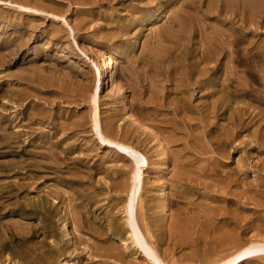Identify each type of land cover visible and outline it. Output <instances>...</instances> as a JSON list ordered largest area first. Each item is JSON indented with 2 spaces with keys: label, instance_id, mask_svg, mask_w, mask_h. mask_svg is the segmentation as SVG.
I'll return each instance as SVG.
<instances>
[{
  "label": "rangeland",
  "instance_id": "obj_1",
  "mask_svg": "<svg viewBox=\"0 0 264 264\" xmlns=\"http://www.w3.org/2000/svg\"><path fill=\"white\" fill-rule=\"evenodd\" d=\"M5 1L16 2V0ZM19 1L22 4H26L29 0ZM19 1L17 0V3H20ZM36 1L37 0H30L27 5L37 3L36 8H45L43 12L42 10L38 13L21 11L16 5L7 2L5 3L6 6L0 4L2 5L0 6V15L2 14L0 17H3L0 18V33L2 34H0V40L4 38L0 41V52L4 48L2 53H6L5 56L4 54L0 55V131H2L0 132V210L2 209L0 212V224H2L0 225V255L3 254V256H0V260L4 257V259L0 261V264H4L5 262V264H16L18 262V264H49V262L50 264H155L154 262H156V260L166 264H174V262L175 264H217L221 259L227 257V253H232L237 250L235 248L238 247L237 244H242L239 246L246 245L248 239H250V243L260 241L259 239L263 240L264 237L261 238L258 237V235H264L262 234L264 233V227H262L264 226V13L262 14V11L264 12V10H261L264 9V0H229V2L227 0H110L111 2L109 0H89V3L87 2L88 0ZM53 1H56V3ZM183 1L185 2L183 3ZM226 1L227 3H225ZM62 2L64 4H62ZM80 2H82V4ZM45 3H47V6ZM50 3L52 4L48 7ZM35 4L33 7H35ZM8 5H11L12 8L11 6L8 7ZM217 5L221 6V10L219 9L217 11L219 8ZM17 8L20 9V12ZM3 10L4 12H2ZM181 11L184 12V14ZM9 13L10 15H8ZM24 13L25 16H23ZM44 13L48 16L46 14L45 16ZM54 13L58 17L53 16ZM248 13L251 14L250 16H253L248 18ZM41 14L43 16H41ZM173 16L175 19L177 17L178 20H175ZM186 16L189 17L187 18ZM243 16L244 18H242ZM181 17L184 18L181 19ZM7 18L8 21H6ZM231 18H233V20ZM21 20H23V23H21ZM170 20H172L173 24ZM248 20L251 22H248ZM34 21H37L39 24ZM247 22L249 24L252 23L250 24L251 29ZM74 23L75 26L73 25ZM202 24L204 25L202 26ZM35 25L38 27L36 28ZM70 25L74 30H78L79 33L78 31L72 33L70 31ZM244 25L248 28L246 27L245 29ZM56 31H58V33ZM220 31L221 33L223 32V34H221ZM22 32H25V35ZM225 32L227 33V37H224L226 36ZM215 33L221 35L219 36ZM211 34H213L214 37ZM231 34H233L232 37L235 39L230 37ZM23 36H25V38ZM228 36L230 37L229 39H227ZM220 39L224 40L220 42ZM24 41L26 45L23 44L24 47H21ZM219 43H221V45ZM12 46H14V49H12ZM213 46L215 48H213ZM209 47H211V49H208ZM15 48H17L16 51ZM217 48L219 52L216 51ZM220 48L224 50L226 48L227 50L224 51ZM7 51H11L9 52L11 55L7 53ZM209 52L214 55H210ZM107 56L114 57L116 60L115 68L114 72H111L107 77L106 83L104 82L100 86V67ZM206 56H208L209 59ZM215 57H217L216 60ZM31 93L34 94L32 95ZM122 94L124 95L122 96ZM31 95L34 96V98ZM27 97L29 98L27 99ZM40 97H44V100ZM21 98L24 99L23 103ZM122 98L125 99V104L120 102ZM96 99L97 101H94ZM36 100H39L40 103ZM259 100H262V104ZM258 103H260V105ZM45 107L46 112L48 111L47 113L49 114H46ZM47 108L49 110H47ZM241 111L244 112L243 115ZM34 112L37 113L35 114ZM258 112L261 114H257ZM231 113L232 117H230ZM95 114H97L100 119L102 130L106 133L105 135L109 136L110 139L116 140L117 138V141L122 140L121 142L132 146L135 145V147L149 160L148 167L139 164L140 167H142L143 187L138 194L137 201H135V207L139 216L138 217L136 214L137 219H140L138 220V224H141L139 226L142 227L141 230L147 239L148 247L150 245L151 249H153L152 252L150 247L140 249L135 244L133 246L131 242L133 238L130 233L131 228L129 226V213L127 209L129 206V190L133 184L132 174H134L138 165L130 160L131 157H129V155H127L128 159L119 154L117 152V147L105 145L103 142L99 141L100 139L95 135L93 129ZM31 115H34L37 120ZM238 116L240 117L237 118ZM46 117H49V119ZM72 120L76 123L72 122ZM47 122L49 124H47ZM69 124L70 126L73 125V128L77 130L70 128ZM64 125L67 128H65ZM32 129L35 131L33 132ZM106 129L109 131H105ZM116 129L117 132L115 131ZM19 130H22L21 132L24 135L20 133ZM124 133L127 134L125 135ZM232 133H234V136H232ZM259 133L260 135H258ZM30 134L32 136H29ZM227 134H229L228 137L226 136ZM254 134H256L258 138L256 135L254 136ZM122 137L124 139H122ZM23 138H26V141ZM56 138L57 140L55 141ZM39 140L40 142H38ZM61 143H63L62 146ZM258 143L260 145L257 146ZM253 145L257 147L255 148ZM52 146L56 148L53 149L54 147ZM260 146L263 147L260 149ZM79 150H82L83 153ZM27 151L30 152V154L26 153ZM54 154L57 155L55 156ZM43 155L45 156L43 157ZM14 158L22 159L19 160L20 166H17L18 160ZM38 158L40 160H37ZM51 158L52 160H48ZM67 159L68 161H66ZM259 159L261 160L259 161ZM44 162H46V164ZM60 162L67 163V166L65 164H60ZM44 166L47 167V169H45ZM79 167L81 168L80 171ZM193 167H195V169ZM193 169L195 171H193ZM73 171H79V173L75 172L76 175L74 176ZM78 174L81 179L78 178ZM82 174L87 176H85L86 179H84L85 177L83 178ZM66 175H68L67 178ZM120 175L124 180L121 179ZM236 175H239V177H236ZM76 176L77 178H75ZM116 176L117 179H115ZM240 177L241 180L239 181ZM193 178L197 180L193 181ZM15 180H19L17 181L19 184ZM83 181H85V183ZM220 183L224 186H228L225 188ZM253 183L254 185H252ZM109 185L112 188H110ZM229 185L230 189H232L231 192L230 189H228ZM27 187L29 189H27ZM57 187L63 195L60 193L58 194L59 191ZM248 187H253L254 189ZM49 189L51 196H49V193H46V191L49 192ZM247 189H249V191ZM51 190L56 191L54 193L57 194L53 195V191ZM71 190L73 191L71 192ZM16 191L19 193L18 195ZM240 192L244 197L243 195L241 196ZM27 194L30 196H26ZM247 195L249 196L247 197ZM76 197L79 198L77 199ZM164 197L168 204L167 207H165L164 204ZM237 197L240 198L238 199ZM26 198H30V200ZM10 199H13L16 203H12ZM243 201H245V203ZM4 202L6 206L3 205ZM80 202L83 204L81 205ZM29 203L32 204L29 205ZM223 204L226 205L224 206ZM253 204L255 205L253 206ZM4 206L5 208H9L5 209ZM50 206L51 208H48ZM74 206L78 207L75 208ZM223 206L226 209L222 208ZM242 207L243 209H241ZM18 209H20V211ZM74 209L75 212H73ZM222 211L226 212L224 213ZM230 211L233 213L234 211L235 213L239 212L237 215H234L231 214ZM245 212L249 214V217ZM76 214L79 215L77 216L78 218L75 217ZM86 214L89 216L87 217ZM95 214L97 215L95 216ZM25 215L28 216L26 217ZM239 215H242V218L246 219V221ZM217 216H219V220ZM235 216H239V220L238 217ZM95 217H97L96 220ZM99 217L103 220L101 219V221ZM110 217L112 219H110ZM206 217L207 219H205ZM212 217L216 218L213 219ZM57 219L59 222L56 221ZM105 219H110V223L114 219V222L109 224L108 220ZM211 219H213L212 221L215 220V223L211 222ZM216 220L220 223L216 222ZM15 221L22 222L20 225L18 222L17 225ZM74 221L77 222V224H75ZM93 221L95 224L92 223ZM243 222H245V224ZM174 223L176 225L178 223L177 227ZM15 226L17 227L16 229L14 228ZM89 226L94 227L95 230L93 231L92 229L94 228L91 227L90 230ZM104 226L106 228H104ZM109 226L111 228H109ZM178 226L182 227V229L180 227L179 229ZM187 226L192 230L189 229L188 231ZM219 226L221 228L223 227L225 231L227 230L226 234H224L225 232L223 230H218L221 229ZM29 227L30 230H28ZM171 227H174L176 231ZM194 227L197 228L198 231ZM4 228L5 230L7 229V231L3 230ZM78 228L84 231H78ZM183 228L187 230H185L186 233H183ZM216 228L219 232L216 231ZM230 228L233 229L228 230ZM170 229L171 231L169 232L168 230ZM205 229L207 230L205 231L206 234L202 231ZM235 229L236 231H234ZM255 229L261 234H258ZM177 230H179V232ZM194 231H196V233ZM253 231L254 235L251 234ZM5 232H7V234ZM236 232L239 233L240 236L242 235V237ZM49 233H52V236ZM176 233L179 234L177 235ZM201 233H203V235ZM234 233L236 234L234 235ZM79 234L81 235L79 236ZM171 234L173 235L170 238L169 236ZM209 235H213V237ZM227 235L228 239L230 235L233 236V239L230 237L231 239L228 241L225 239L221 240V243H219L220 238L226 237ZM101 236H104L106 239ZM191 236L193 238H191ZM201 236L202 238H200ZM203 236L204 239H206L205 241ZM51 237L53 239H51ZM81 237L85 238L82 239ZM41 239L44 240L42 241ZM55 239L58 241L56 242ZM197 239H201L200 241L202 243L200 244V241H197ZM252 239L256 240L252 241ZM81 240H83V244L80 242ZM92 240L97 241L96 243L99 244L103 242L100 244L101 246L99 244L97 246L95 241L93 242ZM99 240L101 241L99 242ZM214 240H217L215 241L217 243L213 242L212 244ZM237 240L241 241L238 242ZM84 241L85 244H88L86 245L87 247L85 246L87 249L84 247ZM193 241H195L196 244H194L195 242ZM27 242L31 243L32 246ZM39 243L43 247H41ZM232 243L236 246L234 247ZM78 244L80 247L77 246ZM118 244L122 249L120 247V249L118 248ZM124 244H126L125 247H123ZM228 244L230 245L228 246ZM193 245H195L194 248H192ZM210 245L214 247H210ZM220 245L222 247H219ZM62 246L63 249H61ZM82 246L84 250L81 248ZM25 247L27 251L24 250ZM103 247L105 251L108 249L107 251L109 253L107 251L105 252L102 249ZM111 247H113V249ZM72 248L74 252L71 251ZM95 248H100L101 250H99L101 252L97 249L98 252L95 251ZM42 249H44L43 252H41ZM21 250H23L24 253L23 251L21 253ZM36 250L37 252H35ZM76 250L81 256L75 253ZM113 250H115V253H112L114 252ZM202 250L204 252H202ZM219 250H221L222 253ZM116 251H119V254ZM32 252L36 254L35 257ZM91 252L94 253L92 254ZM193 252L194 254H192ZM208 252L211 253L209 256L210 258L213 256V253L214 257L211 259L208 258V254H210ZM215 252H218V256L216 257ZM151 253H153L154 256L151 255ZM195 253L197 254L196 256ZM22 254H24V256ZM51 254L53 256H51ZM103 255L106 257H103ZM219 256L223 257L219 258ZM201 257L206 258V260ZM10 258H12V260ZM13 258L15 259L13 260ZM21 258H23L22 260L24 261L20 260ZM258 260L255 258L251 260V262L246 261L241 264H260L261 262V264H264V257H258ZM8 261H10V263Z\"/></svg>",
  "mask_w": 264,
  "mask_h": 264
},
{
  "label": "bare ground",
  "instance_id": "obj_2",
  "mask_svg": "<svg viewBox=\"0 0 264 264\" xmlns=\"http://www.w3.org/2000/svg\"><path fill=\"white\" fill-rule=\"evenodd\" d=\"M18 1H19V0H18ZM22 1H24V0H22ZM25 1H26V0H25ZM39 1H41V0H39ZM45 1H46V0H45ZM51 1H52V0H51ZM51 1H50V2H51ZM75 1H77V0H75ZM98 1H99V0H98ZM105 1H106V0H105ZM109 1H110V0H109ZM180 1H181V0H180ZM227 1L229 2V0H227ZM227 1H226L225 3H227ZM231 1H232V0H231ZM231 1H230V2H231ZM239 1H240V0H239ZM250 1H251V0H250ZM258 1H259V0H258ZM6 2H7V3H10V4H14V5H16L17 7H19V8L21 9V11L24 10V11H27V12L38 13V12H41V10H42V12H43V10L45 9V8H44V9H38V8H36V6H37L36 4H37V3H36V4L34 3V4H35V7H33L34 4H32V5L28 4V5H27V3L30 2V0L27 1L26 4H22L20 1H19L20 3H17V0H16L15 3H14V2H11V1L8 2V1H5V0H0V4H4V5H5ZM36 2H38V0H37ZM46 2H47V1H46ZM53 2H54V1H53ZM59 2H60V1H59ZM63 2H64V1H63ZM63 2H62V4L65 3V2H64V3H63ZM69 2H70V1H69ZM87 2L89 3V0H88ZM91 2H93V1H91ZM110 2H111V1H110ZM117 2H118V1H117ZM177 2H178V1H177ZM184 2H185V1H183V3H184ZM222 2H223V1H222ZM246 2H247V1H246ZM248 2H249V1H248ZM31 3H32V2H31ZM54 3H56V1H55ZM72 3H73V1H72ZM80 3L82 4V2H80ZM88 3H86V4H88ZM94 3H95V2H94ZM105 3H106V2H105ZM181 3H182V2H181ZM46 4H47V3H45V5H46ZM51 4H52V3H50L48 7H50ZM58 4H59V3H58ZM58 4H57V5H58ZM75 4H77V3H75ZM83 4H84V3H83ZM122 4H123V3H122ZM229 4H230V3H229ZM55 5H56V4H55ZM73 5H74V4H73ZM78 5H79V3H78ZM98 5H99V4H98ZM193 5H194V4H193ZM227 5H228V4H227ZM231 5H232V4H231ZM0 6H2V5H0ZM5 6H6V5H5ZM9 6H11V5H8V7H9ZM40 6H41V5H40ZM46 6H47V5H46ZM182 6H183V4H182ZM215 6H216V5H215ZM217 6H219V8L217 9V11H218V10L220 9L221 6H220V5H217ZM228 6H229V5H228ZM180 7H181V5H180ZM189 7H190V6H189ZM246 7H247V5H246ZM249 7H250V5H249ZM2 8H3V7H2ZM11 8H12V6H11ZM19 8H17V9H19ZM39 8H40V7H39ZM42 8H43V7H42ZM186 8H188V7H186ZM250 8H251V7H250ZM263 8H264V7H263ZM3 9H4V8H3ZM7 9H8V8H7ZM20 9H19V12H20ZM246 9H247V8H246ZM246 9H245V10H246ZM8 10H9V9H8ZM46 10H47V8H46ZM155 10H156V9H155ZM183 10H184V9H183ZM183 10H182V11H183ZM220 10H221V9H220ZM249 10H250V9H249ZM251 10H252V8H251ZM261 10H264V9H261ZM261 10H260V11H261ZM12 11H13V10H12ZM12 11H11V12H12ZM16 11H17V10H16ZM179 11H180V10H179ZM182 11H181V12H182ZM185 11H186V10H185ZM193 11H194V10H193ZM217 11H216V12H217ZM253 11H254V9H253ZM253 11H252V12H253ZM2 12H4V10H3ZM54 12H55V11H54ZM83 12H84V11H83ZM34 13H33V14H34ZM46 13H47V12H46ZM46 13H44V15H45ZM61 13H62V12H61ZM149 13H150V12H149ZM177 13H178V12H177ZM182 13L184 14V12H182ZM185 13H187V12H185ZM217 13H218V12H217ZM219 13H220V11H219ZM237 13H238V12H237ZM245 13H246V12H245ZM253 13H254V12H253ZM263 13H264V12L262 11V14H263ZM4 14H5V13H4ZM18 14H20V13H18ZM27 14H28V13H27ZM33 14H32V15H33ZM39 14H40V13H39ZM56 14H57V13H56ZM58 14H59V13H58ZM84 14H85V13H84ZM172 14H173V12H172ZM172 14H171V15H172ZM178 14H179V13H178ZM235 14H236V13H235ZM1 15H2V14H1ZM1 15H0V16H1ZM8 15H10V13H9ZM28 15H29V14H28ZM28 15H27V16H28ZM36 15H38V14H36ZM46 15H47V14H46ZM46 15H45V16H46ZM68 15H69V14H68ZM85 15H86V14H85ZM147 15H148V13H147ZM186 15H187V14H186ZM219 15H220V14H219ZM248 15H249L248 18H249V17L251 18V17L253 16V15L250 16L251 14H249V13H248ZM260 15H261V14H260ZM260 15H259V16H260ZM3 16H5V15H3ZM6 16H7V14H6ZM23 16H25V13L23 14ZM33 16H34V15H33ZM41 16H43V15L41 14ZM47 16H48V15H47ZM53 16L58 17L57 15H55V13H54ZM59 16H60V14H59ZM61 16H62V15H61ZM176 16H177V14H176ZM183 16H184V15H183ZM189 16H190V15H189ZM189 16H188V17H189ZM223 16H224V15H223ZM231 16H232V15H231ZM233 16H234V15H233ZM236 16H237V15H236ZM238 16H240V15H238ZM244 16H245V15H244ZM244 16H243L242 18H244ZM255 16H256V15H255ZM262 16H263V15H262ZM11 17H12V15H11ZM82 17H83V16H82ZM82 17H81V18H82ZM173 17H174V16H173ZM173 17H172V18H173ZM186 17H187V16H186ZM188 17H187V18H188ZM218 17H219V16H218ZM221 17H222V16H221ZM263 17H264V16H263ZM0 18H3V17H0ZM23 18H24V17H23ZM26 18H27V17H26ZM34 18H35V17H34ZM77 18H79V17H77ZM179 18H180V17H179ZM182 18H184V17H181V19H182ZM261 18H262V17H261ZM4 19H5V18H4ZM16 19H17V18H16ZM18 19H20V18H18ZM24 19H25V18H24ZM39 19H40V18H39ZM145 19H146V18H145ZM169 19H170V18H169ZM174 19H175V17H174ZM224 19H225V18H224ZM224 19H222V20H224ZM231 19L233 20V18H231ZM85 20H86V19H85ZM85 20H83V21H85ZM148 20H149V19H148ZM175 20H178L177 17H176ZM227 20H228V19H227ZM243 20H244V19H243ZM245 20H246V18H245ZM250 20H251V19H250ZM6 21H8V18L6 19ZM21 21H22L21 23H23V20H21ZM25 21H26V20H25ZM29 21H30V20H29ZM37 21H38V20H37ZM37 21H36V22H37ZM86 21H87V20H86ZM170 21H171V23H172V20H170ZM179 21H180V19H179ZM185 21H186V20H185ZM246 21H247V20H246ZM9 22H10V21H9ZM32 22H33V21H32ZM32 22H31V23H32ZM34 22H35V21H34ZM36 22H35V23H36ZM38 22H39V21H38ZM38 22H37V23H38ZM79 22H80V20H79ZM173 22H175V21H173ZM180 22H181V21H180ZM234 22H235V20H234ZM248 22H251V21L248 20ZM248 22H247V23H248ZM21 23H19V24H21ZM31 23H30V24H31ZM122 23H123V22H122ZM122 23H121V24H122ZM124 23H125V22H124ZM4 24H5V23H4ZM7 24H8V23H7ZM7 24H6V25H7ZM12 24H13V21H12ZM16 24H17V23H16ZM30 24H29V25H30ZM38 24H39V23H38ZM79 24H80V23H79ZM83 24H84V23H83ZM129 24H130V23H129ZM172 24H173V23H172ZM248 24H249V23H248ZM250 24H252V23H250ZM250 24L248 25L249 27H250ZM31 25H33V24H31ZM73 25L75 26V23H74ZM174 25H175V24H174ZM193 25H194V24H193ZM196 25H197V24H196ZM203 25H204V24H202V26H203ZM18 26H19V25H18ZM22 26H23V25H22ZM27 26H28V25H27ZM35 26H36V25H35ZM77 26H78V25H77ZM82 26H83V25H82ZM84 26H85V25H84ZM175 26H176V25H175ZM179 26H180V25H179ZM182 26H183V25H182ZM182 26H181V27H182ZM244 26H245V25H244ZM5 27H6V26H5ZM7 27H8V26H7ZM13 27H14V26H13ZM25 27H26V24H25ZM28 27H29V26H28ZM37 27H38V26H36V28H37ZM62 27H63V26H62ZM70 27H71V28H70V31H71L72 33H74V31H78V30H74V28H73L71 25H70ZM168 27H169V26H168ZM172 27H173V26H172ZM246 27H247V26H245V29H246ZM9 28H10V27H9ZM39 28H40V27H39ZM63 28H64V27H63ZM194 28H195V27H194ZM206 28H207V27H206ZM215 28H216V27H215ZM215 28H214V29H215ZM247 28H248V27H247ZM3 29H6V28H3ZM27 29H28V28H27ZM27 29H26V30H27ZM78 29H80V28H78ZM170 29H171V27H170ZM197 29H198V28H197ZM217 29H218V28H217ZM243 29H244V28H243ZM250 29H251V27H250ZM9 30H10V29H9ZM23 30H24V29H23ZM31 30H32V29H31ZM56 30H57V29H56ZM58 30H59V29H58ZM168 30H169V28H168ZM171 30H172V29H171ZM218 30H221V29L219 28ZM1 31H3V30H1ZM80 31H81V30H80ZM213 31H215V30H213ZM251 31H252V30H251ZM4 32H5V31H4ZM8 32H10V31H8ZM52 32H53V31H52ZM56 32L58 33V31H56ZM71 32H70V34H71ZM194 32H195V30H194ZM215 32H216V31H215ZM2 33H3V32H2ZM22 33H23V32H22ZM24 33H25V32H24ZM24 33H23V34H24ZM41 33H42V32H41ZM75 33H76V32H75ZM78 33H79V31H78ZM78 33H77V34H78ZM220 33H221V31H220ZM0 34H1V33H0ZM6 34H7V33H6ZM20 34H21V33H20ZM207 34H208V33H207ZM215 34L217 35L218 33H215ZM221 34H223V32H222ZM221 34H220V35H221ZM225 34H226V36H224V35H222V36L227 37V33H226V32H225ZM235 34H236V33H235ZM1 35H2V34H1ZM4 35H5V34H4ZM24 35H25V34H24ZM52 35H53V34H52ZM73 35H75V34H73ZM88 35H89V34H88ZM124 35H125V34H124ZM211 35L213 36V34H211ZM211 35H210V36H211ZM218 35H219V34H218ZM220 35H219V36H220ZM228 35H229V34H228ZM232 35H233V34H231L230 37H232ZM236 35H237V34H236ZM54 36H55V35H54ZM68 36H69V35H68ZM96 36H97V35H96ZM208 36H209V35H208ZM212 36H211V37H212ZM234 36H235V35H234ZM238 36H239V35H238ZM10 37H11V36H10ZM23 37L25 38V36H23ZM23 37H21V38H23ZM57 37H59V36H57ZM175 37H176V36H175ZM213 37H214V36H213ZM230 37L228 36L227 39H229ZM12 38H13V36H12ZM19 38H20V37H19ZM69 38H70V37H69ZM93 38H94V37H93ZM109 38H110V37H109ZM216 38H217V37H216ZM220 38H221V37H220ZM232 38L235 39L234 37H232ZM2 39H4V38H2ZM2 39H1V40H2ZM26 39H27V37H26ZM76 39H77V38H76ZM217 39H218V38H217ZM224 39H225V38H224ZM224 39H220V42H221V40H224ZM237 39H238V38H237ZM1 40H0V41H1ZM10 40H11V39H10ZM18 40H20V39H18ZM27 40H28V39H27ZM210 40H211V39H210ZM214 40H216V39H214ZM218 40H219V39H218ZM218 40H216V41H218ZM230 40H231V39H230ZM6 41H7V40H6ZM22 41H23V40H22ZM228 41H229V40H228ZM13 42H14V41H13ZM16 42H17V41H16ZM19 42H20V41H19ZM28 42H29V41H28ZM211 42H212V41H211ZM218 42H219V41H218ZM230 42H231V41H230ZM19 44H20V43H19ZM23 44L26 45L25 41H24V43L22 42V45L20 44L21 47H22V46L24 47ZM155 44H156V43H155ZM159 44H160V43H159ZM214 44H215V43H214ZM217 44H218V43H217ZM217 44H216V45H217ZM219 44L221 45V43H219ZM10 45H11V44H10ZM15 45H16V44H15ZM17 45H18V43H17ZM20 45H19V47H20ZM216 45H214V46H216ZM2 46H3V44H2ZM214 46H213V48H215ZM12 47H13L12 49H14V46H12ZM219 47H220V46H219ZM224 47H225V45H224ZM1 48H2V47H1ZM6 49H7V48H6ZM8 49H9V47H8ZM208 49H211V47H209ZM220 49H223V48H220ZM3 50H4V48H3ZM3 50L0 52V55H3V54H4V53H2ZM16 50H17V48H15V51H16ZM223 50H224V49H223ZM223 50H222V51H223ZM225 50H227V49L225 48ZM225 50H224V51H225ZM15 51H14V52H15ZM18 51H19V48H18ZM18 51H17V52H18ZM213 51H214V50H213ZM216 51L219 52V51H218V48H217ZM9 52H11V51H7V53H9ZM14 52H13V53H14ZM217 52H216V53H217ZM15 53H16V52H15ZM209 53H210V52H209ZM227 53H229V52H227ZM227 53H226V54H227ZM5 54H6V53H5ZM5 54H4V56H5ZM9 54H10V53H9ZM207 54H208V53H207ZM217 54H218V53H217ZM221 54H222V53H221ZM224 54H225V53H224ZM10 55H11V54H10ZM208 55H209V54H208ZM210 55H214V54H213V53H210ZM215 55H216V54H215ZM219 55H220V54H219ZM206 57L208 58V56H206ZM213 57H214V56H213ZM213 57H212V59H213ZM1 58H2V57H1ZM216 58H217V57H215V60H216ZM208 59H209V58H208ZM210 59H211V58H210ZM115 61H116V60L114 59L113 56H107V57H105L104 61L101 63L100 73H99V85H100V86H101V84H103V83L106 81V79H107V77L109 76V74H110L111 72H114L115 63H116ZM209 70H210V69H209ZM207 73H208V72H207ZM263 78H264V77H263ZM105 83H106V82H105ZM263 83H264V82H263ZM119 87H120V86H119ZM121 89H122V88H121ZM252 89H253V88H252ZM257 89H258V87H257ZM255 90H256V89H255ZM258 90H259V89H258ZM258 90H257V91H258ZM120 91H121V90H120ZM260 91H261V90H260ZM26 92H27V91H26ZM251 92H252V91H251ZM258 92H259V91H258ZM24 93H25V92H24ZM41 93H42V92H41ZM260 93H261V92H260ZM263 93H264V92H263ZM27 94H29V93H27ZM31 94H32V93H31ZM33 94H34V93H33ZM33 94H32V95H33ZM39 94H40V93H39ZM252 94H253V93H252ZM254 94H257V93H254ZM25 95H26V94H25ZM32 95H31V96H32ZM123 95H124V94H122V96H123ZM258 95H259V94H258ZM262 95H263V94H262ZM20 96H21V94H20ZM21 97H22V96H21ZM32 97L34 98V96H32ZM32 97H31V98H32ZM23 98H24V97H23ZM28 98H29V97H27V99H28ZM40 98H41L42 100H44V99H43L44 97H43V98L40 97ZM47 98H48V97H47ZM67 98H68V97H67ZM21 99H22V98H21ZM37 99H38V98H37ZM258 99H259V98H258ZM261 99H262V97H261ZM263 99H264V98H263ZM23 100H24V99H22V103H23ZM32 100H33V99H32ZM124 100H125V99L122 98V101H120V102L123 104V103H124ZM17 101H18V100H17ZM19 101H20V100H19ZM25 101H26V99H25ZM36 101H37V100H36ZM38 101H39V100H38ZM38 101H37V102H38ZM45 101H46V100H45ZM49 101H50V100H49ZM94 101H97V99L94 100ZM259 101H260L261 104H262V100H259ZM13 103H14V102H13ZM39 103H40V101H39ZM25 104H26V103H25ZM41 104H42V103H41ZM54 104H55V103H54ZM124 104H125V103H124ZM258 104L260 105V103H258ZM15 105H16V104H15ZM36 105H37V104H36ZM45 105H46V104H45ZM57 105H58V104H57ZM256 105H257V104H256ZM21 106H22V105H21ZM26 106H27V105H26ZM55 106H56V105H55ZM19 107H20V106H19ZM30 107H31V106H30ZM37 107H38V106H37ZM46 107H47V106H46ZM46 107H45V112H46ZM254 107H256V106H254ZM258 107H259V106H258ZM258 107H257V108H258ZM17 108H18V107H17ZM9 109H10V108H9ZM15 109H16V108H15ZM231 109H232V108H231ZM4 110H5V109H4ZM31 110H32V109H31ZM31 110H30V111H31ZM47 110H49V109L47 108ZM238 110H239V109H238ZM256 110H257V109H256ZM7 111H8V110H7ZM16 111H17V110H16ZM27 111H28V110H27ZM239 111H240V110H239ZM239 111H238V112H239ZM260 111H261V110H260ZM13 112H14V111H13ZM13 112H11V113H13ZM32 112H33V111H32ZM41 112H42V109H41ZM41 112H40V113H41ZM47 112H48V111H47ZM47 112H46V114H49V113H47ZM53 112H54V111H53ZM231 112H232V111H231ZM241 112H243V111H241ZM241 112H240V113H241ZM247 112H249V111H247ZM14 113H15V112H14ZM34 113H35V112H34ZM36 113H37V112H36ZM36 113H35V114H36ZM40 113H39V114H40ZM50 113H52V112H50ZM245 113H246V112H245ZM252 113H253V112H252ZM259 113H260V112H258L257 114H259ZM262 113H263V112H262ZM4 114H5V113H4ZM9 114H10V113H9ZM46 114H44V115H46ZM243 114H244V112L242 113V115H243ZM260 114H261V113H260ZM2 115H3V113H2ZM229 115H230V114H229ZM233 115H234V114H233ZM236 115H237V114H236ZM250 115H251V114H250ZM14 116H15V115H14ZM31 116L34 117V115H31ZM51 116H52V115H51ZM247 116H248V114H247ZM3 117H4V116H3ZM115 117H116V116H115ZM230 117H232V113H231V116H230ZM233 117H234V116H233ZM239 117H240V116H238L237 118H239ZM252 117H253V116H252ZM256 117H257V115H256ZM14 118H15V117H14ZM14 118H13V119H14ZM29 118H30V117H29ZM34 118H35V117H34ZM38 118H39V117H38ZM46 118L49 119V117H46ZM10 119H11V117H10ZM21 119H22V118H21ZM26 119H27V118H26ZM30 119H31V118H30ZM32 119H33V118H32ZM35 119H36V118H35ZM43 119H44V118H43ZM230 119H231V118H230ZM249 119H250V118H249ZM3 120H4V119H3ZM19 120H20V119H19ZM36 120H37V119H36ZM39 120H40V119H39ZM39 120H38V121H39ZM41 120H42V119H41ZM52 120H53V118H52ZM242 120H243V117H242ZM242 120H241V122H242ZM255 120H256V119H255ZM255 120H254V121H255ZM1 121H2V119H1ZM26 121H27V120H26ZM48 121H49V120H48ZM75 121H76V120H75ZM237 121H238V120H237ZM247 121H248V119H247ZM11 122H12V121H11ZM18 122H19V121H18ZM24 122H25V121H24ZM31 122H32V121H31ZM63 122H64V121H63ZM72 122H74V120H72ZM77 122H79V121H77ZM84 122H85V121H84ZM109 122H110V121H109ZM230 122H231V121H230ZM232 122H233V119H232ZM239 122H240V121H239ZM258 122H259V121H258ZM13 123H14V122H13ZM15 123H16V121H15ZM43 123H44V122H43ZM61 123H62V122H61ZM66 123H67V122H66ZM74 123H76V122H74ZM80 123H81V122H80ZM259 123H260V122H259ZM26 124H27V123H26ZM28 124H29V123H28ZM47 124H49V123L47 122ZM78 124H79V123H78ZM78 124H77V125H78ZM102 124H103V123H102ZM104 124H105V123H104ZM233 124H234V123H233ZM238 124H239V123H238ZM238 124H237V125H238ZM263 124H264V123H263ZM263 124H262V126H263ZM13 125H14V124H13ZM33 125H34V124H33ZM81 125H82V124H81ZM237 125H236V126H237ZM240 125H241V124H240ZM251 125H252V124H251ZM254 125H255V124H254ZM260 125H261V124H260ZM20 126H21V125H20ZM30 126H32V125H30ZM69 126H70V124H69ZM111 126L113 127L112 124H111ZM247 126H248V125H247ZM4 127H5V126H4ZM37 127H39V126H37ZM61 127H62V126H61ZM64 127H65V125H64ZM82 127H83V126H82ZM260 127H261V126H260ZM9 128H10V127H9ZM20 128H21V127H20ZM23 128H24V127H23ZM28 128H29V127H28ZM34 128H35V126H34ZM65 128H67V127H65ZM70 128H73V125L70 126ZM105 128H106V127H105ZM245 128H246V127H245ZM4 129H5V128H4ZM18 129H19V128H18ZM21 129H22V128H21ZM29 129H30V128H29ZM38 129H39V128H38ZM55 129H56V128H55ZM63 129H64V128H63ZM73 129H76V128H73ZM93 129H94V131H95V132H94L95 135H97V137L100 139L99 141L103 142L105 145H110V146H115V147H117V152H118L119 154H121V155L124 156L125 158L127 157V155H129V157H131L130 160H132L134 164L138 165V167L136 168L134 174H132V182H133L132 187H131V189L129 188L130 190L128 189V190H129V206H128L127 211H128V213H129V219H128V220H129V226H130V228H131V232H130V233H131L132 238H133V239H132L133 241H131L132 244H133V246H134V244H135V245H136L138 248H140V249H142V248H144V247L147 248V247H148L147 239H146V237H145L143 231L141 230L142 227L139 226V225H141V224H138V220H140V219H137L138 214H137V212H136L135 201H137L138 194H139V192L141 191V189H142V187H143L142 167H140L139 164H142V165L148 167V165H149V160H148V158H147L146 156H144V155L141 153V151H140L139 149H137V148L135 147V145L132 146V145H129V144H127V143L121 142L122 140H121V141H117V138H116V137H115L116 140H113V139H110L109 136L105 135L106 133H104L103 130H102V127H101V124H100V119L98 118L97 114H95V116H94V128H93ZM108 129H109V128H108ZM108 129H106L105 131H107ZM233 129H234V128H233ZM240 129H241V128H240ZM254 129H256V128H254ZM259 129H260V128H259ZM259 129H257V130H259ZM5 130H6V129H5ZM30 130H31V129H30ZM32 130H33V129H32ZM41 130H42V129H41ZM56 130H57V129H56ZM59 130H60V129H59ZM68 130H70V129H68ZM76 130H77V129H76ZM245 130H247V129H245ZM248 130H249V129H248ZM8 131H9V130H8ZM19 131H20V130H19ZM21 131H22V130H21ZM21 131H20V133H22ZM34 131H35V130H33V132H34ZM108 131H109V130H108ZM115 131L117 132V129H116ZM237 131H238V130H237ZM254 131H255V130H254ZM0 132H2V131H0ZM9 132H10V131H9ZM56 132H57V131H56ZM63 132H64V131H63ZM67 132H68V131H67ZM73 132H74V131H73ZM77 132H78V131H77ZM257 132H258V131H257ZM259 132H260V131H259ZM4 133H6V132H4ZM12 133H13V132H12ZM12 133H11V134H12ZM16 133H17V131H16ZM61 133H62V132H61ZM65 133H66V131H65ZM113 133H114V132H113ZM113 133H112V134H113ZM119 133H120V132H119ZM235 133H236V132H235ZM250 133H251V132H250ZM17 134H18V133H17ZM22 134H23V133H22ZM31 134H32V133H31ZM31 134H30L29 136H32ZM40 134H41V133H40ZM50 134H51V133H50ZM52 134H53V133H52ZM54 134H55V132H54ZM57 134H58V133H57ZM77 134H78V133H77ZM114 134H115V133H114ZM124 134L126 135L127 133H124ZM124 134H123V135H124ZM132 134H133V133H132ZM232 134H233L232 136H234V133H232ZM23 135H24V134H23ZM26 135H27V134H26ZM33 135H34V134H33ZM45 135H46V134H45ZM48 135H49V133H48ZM116 135H117V134H116ZM116 135H115V136H116ZM128 135L130 136L129 133H128ZM228 135H229V134H227L226 136L228 137ZM237 135H238V134H237ZM237 135H236V137H237ZM240 135H241V134H240ZM255 135H256V134H254V136H255ZM258 135H260V133H259ZM263 135H264V134H263ZM36 136H37V135H36ZM38 136H39V135H38ZM58 136H59V135H58ZM64 136H65V135H64ZM121 136H122V134H121ZM129 136H127V137H129ZM224 136H225V135H224ZM25 137H26V136H25ZM33 137H34V136H33ZM59 137H60V136H59ZM61 137H62V136H61ZM65 137H66V136H65ZM108 137H109V138H108ZM113 137H114V136H113ZM123 137H124V136H123ZM123 137H122V139H124ZM256 137H257V135H256ZM2 138H3V137H2ZM8 138H9V137H8ZM11 138H12V137H11ZM17 138H18V137H17ZM29 138H30V137H29ZM44 138H45V137H44ZM67 138H68V137H67ZM118 138H119V137H118ZM230 138H231V137H230ZM230 138H229V139H230ZM232 138H233V137H232ZM252 138H253V137H252ZM257 138H258V137H257ZM262 138H263V137H262ZM15 139H16V138H15ZM23 139L25 140L26 138H23ZM61 139H62V138H61ZM96 139H97V138H96ZM120 139H121V138H120ZM259 139H260V137H259ZM10 140H11V139H10ZM16 140H17V139H16ZM30 140H31V138H30ZM41 140H42V139H41ZM51 140H52V139H51ZM56 140H57V138L55 139V141H56ZM74 140H76V139H74ZM125 140H126V139H125ZM227 140H228V139H227ZM250 140H251V139H250ZM260 140H261V139H260ZM25 141H26V140H25ZM43 141H44V140H43ZM71 141H72V140H71ZM123 141H124V140H123ZM221 141H222V140H221ZM223 141L225 142L224 139H223ZM252 141H253V140H252ZM252 141H251V142H252ZM3 142H4V141H3ZM3 142H1V143H3ZM12 142H13V141H12ZM15 142H16V141H15ZM27 142H28V141H27ZM38 142H40V140H39ZM53 142H54V141H53ZM65 142H66V141H65ZM138 142H139V141H138ZM257 142H258V140H257ZM259 142H260V141H259ZM17 143H18V142H17ZM42 143H43V142H42ZM48 143H49V142H48ZM71 143H72V142H71ZM226 143H227V142H226ZM261 143H262V142H261ZM11 144H13V143H11ZM62 144H63V143H61V146H62ZM222 144H223V143H222ZM255 144H256V142H255ZM19 145H20V144H19ZM43 145H44V144H43ZM50 145H51V144H50ZM50 145H49V146H50ZM53 145H54V144H53ZM70 145H72V144H70ZM258 145H260V144L258 143L257 146H258ZM13 146H14V145H13ZM21 146H22V145H21ZM38 146H39V145H38ZM47 146H48V145H47ZM55 146H56V145H55ZM68 146H69V145H68ZM253 146H254V145H253ZM257 146H256V147H257ZM15 147H16V146H15ZM52 147H54V146H52ZM71 147H72V146H71ZM254 147H255V146H254ZM256 147H255V148H256ZM262 147H263V146H262ZM262 147L260 146L259 148L261 149ZM12 148H14V147H12ZM12 148H11V150H12ZM40 148H41V147H40ZM49 148H50V147H49ZM55 148H56V147H54L53 149H55ZM78 148H81V147H78ZM263 148H264V147H263ZM14 149H15V148H14ZM16 149H17V148H16ZM66 149H67V148H66ZM23 150H25V149H23ZM42 150H43V149H42ZM42 150H39V151H42ZM44 150H45V149H44ZM48 150H49V149H48ZM35 151H36V150H35ZM37 151H38V150H37ZM46 151H47V150H46ZM49 151H50V150H49ZM52 151H54V150H52ZM52 151H51V153L53 154ZM55 151H56V150H55ZM57 151H58V150H57ZM59 151H60V149H59ZM59 151H58V152H59ZM69 151H70V150H69ZM73 151H74V150H73ZM79 151H80V150H79ZM81 151H82V150H81ZM81 151H80V152H81ZM256 151H257V150H256ZM14 152H15V151H14ZM62 152H63V151H62ZM257 152H258V151H257ZM10 153H11V152H10ZM26 153L30 154V152H28V151H27ZM34 153H35V152H34ZM46 153H47V152H46ZM48 153L51 154L50 152H48ZM60 153H61V151H60ZM63 153H64V152H63ZM82 153H83V151H82ZM87 153H88V152H87ZM262 153H263V151H262ZM15 154H16V153H15ZM32 154H33V153H32ZM52 154H51V155H52ZM65 154H66V153H65ZM85 154H86V153H85ZM259 154H260V153H259ZM12 155H13V154H12ZM17 155H18V153H17ZM45 155H46V154H45ZM45 155H43V157H44ZM54 155H55V154H54ZM56 155H57V154H56ZM56 155H55V156H56ZM71 155H72V154H71ZM88 155H89V154H88ZM21 156H22V155H21ZM36 156H37V155H36ZM72 156H74V155H72ZM84 156H85V155H84ZM17 157H18V156H17ZM52 157H53V156H52ZM60 157H61V156H60ZM63 157H66V156H63ZM80 157H81V156H80ZM80 157H79V158H80ZM82 157H83V155H82ZM82 157H81V158H82ZM18 158H19V157H18ZM18 158H17V159L14 158V159H15V160H18V162L16 161V162L18 163L17 166H20V165H19V160H22V159H18ZM56 158H57V157H56ZM56 158H55V159H56ZM67 158H68V156H67ZM72 158H73V157H72ZM127 158H128V157H127ZM26 159H27V158H26ZM34 159H35V158H34ZM34 159H33V160H34ZM57 159H58V158H57ZM59 159H60V158H59ZM77 159H78V158H77ZM77 159H76V160H77ZM128 159H129V158H128ZM37 160H40V159L38 158ZM37 160H36V161H37ZM41 160H42V159H41ZM45 160H46V159H45ZM45 160H44V161H45ZM48 160H52V158H51V159H48ZM48 160H47V161H48ZM60 160H61V159H60ZM63 160H64V158H63ZM73 160H74V159H73ZM260 160H261V159H259V161H260ZM28 161H29V160H28ZM42 161H43V160H42ZM53 161H54V160H53ZM53 161H52V162H53ZM66 161H68V159H67ZM84 161H85V160H84ZM84 161H83V162H84ZM33 162H34V161H33ZM38 162H39V161H38ZM58 162H59V161H58ZM62 162H63V161H62ZM97 162H98V161H97ZM246 162H247V161H246ZM13 163H14V161H13ZM24 163H25V161H24ZM34 163H35V162H34ZM34 163H33V166H34ZM44 163L46 164V162H44ZM72 163H73V162H72ZM84 163H85V162H84ZM88 163H89V162H88ZM243 163H244V162H243ZM21 164H22V162H21ZM28 164H29V163H28ZM37 164H38V163H37ZM40 164H41V163H40ZM47 164H48V163H47ZM58 164H59V163H58ZM60 164H65V163H61V162H60ZM60 164H59V165H60ZM66 164H67V163H66ZM66 164H65V165H66ZM70 164H71V162H70ZM74 164H75V163H74ZM247 164H249V163H247ZM2 165H3V164H2ZM12 165H13V164H12ZM15 165H16V163H15ZM15 165H14V166H15ZM35 165H36V164H35ZM41 165H43V164H41ZM71 165H72V164H71ZM92 165H93V164H92ZM191 165H192V164H191ZM244 165H246V164H244ZM3 166H4V165H3ZM25 166H26V165H25ZM25 166H24V167H25ZM33 166H32V167H33ZM38 166H39V164H38ZM45 166H46V165H45ZM45 166H44V167H45ZM66 166H67V165H66ZM76 166H77V165H76ZM86 166H87V165H86ZM98 166H99V165H98ZM144 166H143V167H144ZM189 166H190V164H189ZM194 166H195V165H194ZM240 166H243V165H240ZM4 167H5V166H4ZM21 167H22V166H21ZM36 167H37V165H36ZM42 167H43V166H42ZM42 167H41V168H42ZM49 167H51V166H49ZM101 167H102V166H101ZM247 167H248V166H247ZM255 167H256V166H255ZM260 167H261V166H260ZM0 168H1V167H0ZM61 168H62V167H61ZM63 168H64V167H63ZM76 168H77V167H76ZM76 168H75V169H76ZM119 168H120V167H119ZM122 168H123V167H122ZM193 168L195 169V167H193ZM199 168H200V167H199ZM257 168H258V167H257ZM21 169H22V168H21ZM45 169H47V167H45ZM53 169H54V168H53ZM56 169H57V168H56ZM59 169H60V168H59ZM59 169H58V170H59ZM65 169H66V168H65ZM65 169H64V170H65ZM73 169H74V168H73ZM80 169H81V168L79 167V171H80ZM97 169H98V168H97ZM191 169H192V168H191ZM194 169H193V171H195ZM261 169H262V168H261ZM51 170H52V169H51ZM66 170H67V169H66ZM101 170H102V169H101ZM125 170H126V169H125ZM242 170H243V169H242ZM14 171H15V170H14ZM22 171H23V170H22ZM40 171H41V170H40ZM40 171H39V172H40ZM61 171H62V170H61ZM79 171H77V172L79 173ZM92 171H93V170H92ZM117 171H118V170H117ZM119 171H120V170H119ZM205 171H206V170H205ZM210 171H211V170H210ZM19 172H20V171H19ZM24 172H25V170H24ZM48 172H49V171H48ZM51 172H52V171H51ZM67 172H70V171H67ZM73 172H74V171H73ZM75 172H76V171H75ZM75 172L73 173L74 176L76 175ZM77 172H76V173H77ZM89 172H90V171H89ZM206 172H207V171H206ZM214 172H215V171H214ZM261 172H262V171H261ZM12 173H13V172H12ZM56 173H57V172H56ZM56 173H55V174H56ZM189 173H190V172H189ZM194 173H195V172H194ZM208 173H209V172H208ZM210 173H212V172H210ZM259 173H260V170H259ZM14 174H15V173H14ZM17 174H18V172H17ZM22 174H23V173H22ZM26 174H27V173H26ZM47 174H49V173H47ZM52 174H53V173H52ZM88 174H89V173H88ZM214 174H215V173H214ZM233 174H234V173H233ZM239 174H240V173H239ZM19 175H20V174H19ZM49 175H50V174H49ZM68 175H69V174H68ZM68 175H66V178H67ZM92 175H93V174H92ZM190 175H191V174H190ZM216 175H217V174H216ZM259 175H260V174H259ZM263 175H264V174H263ZM45 176H46V175H45ZM53 176H54V175H53ZM58 176H59V175H58ZM74 176H73V177H74ZM80 176H81V175H80ZM82 176H83V178H84L86 175L84 176V175L82 174ZM120 176H121V175H120ZM195 176H196V175H195ZM222 176H223V175H222ZM70 177H71V174H70ZM86 177H87V176H86ZM86 177H85L84 179H86ZM229 177H230V176H229ZM234 177H235V176H234ZM236 177H239V175H236ZM259 177H261V176H259ZM16 178H17V176H16ZM24 178H25V177H24ZM46 178H47V177H46ZM75 178H77V176H76ZM78 178H79V174H78ZM223 178H224V177H223ZM261 178H262V177H261ZM18 179H19V178H18ZM52 179H53V178H52ZM58 179H60V178H58ZM79 179H81V178H79ZM79 179H78V180H79ZM88 179H89V178H88ZM88 179H87V180H88ZM115 179H117V176H116ZM115 179H114V180H115ZM121 179H122V176H121ZM191 179H192V178H191ZM224 179H225V178H224ZM226 179H227V178H226ZM232 179H233V178H232ZM232 179H231V180H232ZM235 179H236V178H235ZM258 179H259V178H258ZM55 180H56V179H55ZM63 180H64V179H63ZM68 180H69V179H68ZM122 180H124V179H122ZM189 180H190V179H189ZM194 180H197V179H194V178H193V181H194ZM233 180H234V179H233ZM236 180H237V179H236ZM240 180H241V177H240L239 181H240ZM15 181H16V180H15ZM17 181H19V180H17ZM17 181H16V182H17ZM64 181H65V180H64ZM198 181H200V180H198ZM243 181H246V180H243ZM11 182H13V181H11ZM66 182H67V181H66ZM77 182H78V181H77ZM83 182L85 183V181H83ZM86 182H87V181H86ZM123 182H124V181H123ZM190 182H191V181H190ZM226 182H228V181H226ZM231 182H232V181H231ZM233 182H234V181H233ZM237 182H238V181H237ZM237 182H236V183H237ZM257 182H258V181H257ZM257 182H256V183H257ZM17 183H18V182H17ZM22 183H24V182H22ZM25 183H26V182H25ZM120 183H121V181H120ZM130 183H131V182H130ZM228 183H229V182H228ZM249 183H250V182H249ZM14 184H15V183H14ZM18 184H19V183H18ZM20 184H21V183H20ZM26 184H27V183H26ZM28 184H29V183H28ZM81 184H82V183H81ZM110 184H111V183H110ZM122 184H123V183H122ZM196 184H197V183H196ZM220 184H221V183H220ZM220 184H218V185H220ZM223 184H224V183H223ZM246 184H247V183H246ZM15 185H16V184H15ZM21 185H22V184H21ZM24 185H25V184H24ZM84 185H85V184H84ZM189 185H190V184H189ZM221 185H222V184H221ZM244 185H245V184H244ZM252 185H254V183H253ZM25 186H27V185H25ZM109 186H110V185H109ZM123 186H124V185H123ZM130 186H131V185H130ZM191 186H192V185H191ZM191 186H190V187H191ZM222 186H224V185H222ZM227 186H228V185H227ZM227 186H224V187L226 188ZM238 186L240 187L239 184H238ZM238 186H237V187H238ZM246 186H248V185H246ZM249 186H250V185H249ZM256 186H257V185H256ZM11 187H13V186H11ZM14 187H15V186H14ZM28 187H29V186H28ZM28 187H27V189H29ZM190 187H189V188H190ZM202 187H203V182H202ZM204 187H205V186H204ZM207 187H208V186H207ZM224 187H222V188L224 189ZM244 187H245V186H244ZM261 187H262V186H261ZM31 188H32V187H31ZM35 188H36V187H35ZM37 188H38V187H37ZM80 188H82V187H80ZM110 188H112V187L110 186ZM248 188H251V189H252L253 187H248ZM50 189H51V188H50ZM50 189H49V192H47V191L45 190L46 193H49V196H51V195H50V194H51V193H50ZM57 189H58V187H57ZM86 189H87V188H86ZM121 189H122V188H121ZM124 189H125V188H124ZM190 189H191V188H190ZM216 189H217V188H216ZM220 189H221V188H220ZM228 189H230V185H229V188H228ZM251 189H250V190H251ZM253 189H254V188H253ZM19 190H20V189H19ZM39 190H40V189H39ZM118 190H119V189H118ZM224 190H226V189H224ZM231 190H232V189H230V192H231ZM247 190L249 191V189H247ZM258 190H259V189H258ZM21 191H22V190H21ZM45 191H44V192H45ZM51 191H53V190H51ZM58 191H59V192H58V194H59V193H60V190L58 189ZM64 191H65V190H64ZM72 191H73V190H71V192H72ZM119 191H120V190H119ZM216 191L218 192V189H217ZM220 191H222V190H220ZM227 191H228V190H227ZM248 191H247V192H248ZM252 191H253V190H252ZM16 192H17V191H16ZM16 192H15V193H16ZM19 192H20V191H19ZM26 192H27V191H26ZM29 192H30V191H29ZM29 192H28V193H29ZM54 192H56V191H53V192H52L53 195H54V194H57V193H54ZM65 192H66V191H65ZM68 192H69V191H68ZM84 192H85V191H84ZM84 192H83V193H84ZM225 192H226V191H225ZM241 192H242V190H241ZM241 192H240V193H241ZM260 192H261V191H260ZM263 192H264V191H263ZM24 193H25V192H24ZM66 193H67V192H66ZM66 193H65V194H66ZM89 193H90V192H89ZM89 193H88V194H89ZM227 193H229V192H227ZM233 193H234V192H233ZM242 193H243V192H242ZM242 193H241V196L243 195ZM249 193H250V192H249ZM12 194H13V193H12ZM18 194H19V193L17 192V195H18ZM25 194H26V193H25ZM25 194H24V195H25ZM60 194L63 195V193H60ZM70 194H71V193H70ZM223 194H224V192H223ZM244 194H245V191H244ZM251 194H254V193H251ZM10 195H11V194H10ZM10 195H9V196H10ZM22 195H23V193H22ZM28 195H29V194H27L26 196H28ZM41 195H42V194H41ZM43 195H44V194H43ZM47 195H48V194H47ZM71 195H72V194H71ZM86 195H87V194H86ZM90 195H91V194H90ZM232 195H233V194H232ZM255 195H256V194H255ZM258 195H259V194H258ZM19 196H20V195H19ZM26 196H25V197H26ZM29 196H30V195H29ZM67 196H68V195H67ZM87 196H89V195H87ZM91 196H92V195H91ZM91 196H90V197H91ZM218 196H219V195H218ZM235 196H236V195H235ZM248 196H249V195H247V197H248ZM262 196H263V195H262ZM22 197H23V196H22ZM45 197H47V196H45ZM73 197H75V196H73ZM84 197H85V196H84ZM243 197H244V195H243ZM245 197H246V196H245ZM250 197H252V196H250ZM254 197H255V196H254ZM17 198H18V196H17ZM53 198H54V197H53ZM55 198H56V197H55ZM61 198H62V197H61ZM63 198L65 199L64 196H63ZM76 198H77V197H76ZM78 198H79V197H78ZM78 198H77V199H78ZM193 198H194V196H193ZM227 198H228V197H227ZM237 198H238V197H237ZM239 198H240V197H239ZM239 198H238V199H239ZM262 198H263V197H262ZM262 198H261V199H262ZM22 199H23V198H22ZM26 199H29V200H30V198H26ZM43 199H44V198H43ZM46 199H47V198H46ZM189 199H190V198H189ZM232 199H234V198H232ZM254 199H255V198H254ZM0 200H1V199H0ZM10 200L12 201V203H13V202L16 203V201H13V199H10ZM16 200H17V199H16ZM23 200H24V199H23ZM38 200H39V199H38ZM38 200H37V201H38ZM56 200H57V198H56ZM70 200H71V199H70ZM74 200H75V199H74ZM80 200H81V199H80ZM94 200H95V199H94ZM245 200H246V199H245ZM248 200H249V199H248ZM25 201H26V200H25ZM34 201H35V200H34ZM48 201H49V200H48ZM71 201H72V200H71ZM76 201H77V200H76ZM76 201H75V202H76ZM78 201H79V200H78ZM92 201H93V200H92ZM8 202H9V201H8ZM21 202H22V201H21ZM21 202H20V203H21ZM49 202H50V201H49ZM49 202H48V204H49ZM59 202H60V201H59ZM69 202H70V201H69ZM73 202H74V201H73ZM189 202H191V201H189ZM227 202H228V201H227ZM240 202H241V201H240ZM243 202L245 203V201H243ZM2 203H3V202H2ZM37 203H38V202H37ZM37 203H36V204H37ZM41 203H42V202H41ZM45 203H46V202H45ZM52 203L54 204L53 201H52ZM56 203H57V202H56ZM70 203H71V202H70ZM80 203H81V205L83 204L82 202H80ZM94 203H95V202H94ZM229 203H230V202H229ZM232 203L234 204V202H232ZM247 203H248V202H247ZM254 203H255V202H254ZM261 203H262V202H261ZM0 204H1V203H0ZM6 204H7V201H6ZM18 204H19V203H18ZM21 204H22V203H21ZM31 204H32V203H31ZM31 204L29 203V205H31ZM71 204H72V203H71ZM91 204H92V203H91ZM97 204H98V203H97ZM164 204H165V207L168 206L165 197H164ZM239 204H240V203H239ZM256 204H258V203H256ZM3 205H5V202H4ZM3 205H2V206H3ZM9 205H10V204H9ZM14 205H15V204H14ZM14 205H13V206H14ZM22 205H23V204H22ZM45 205H46V204H45ZM45 205H44V208H45ZM77 205H78V204H77ZM87 205H88V204H87ZM89 205H90V204H89ZM191 205H192V204H191ZM196 205H197V204H196ZM202 205H203V204H202ZM209 205H210V204H209ZM223 205H224V204H223ZM225 205H226V204H225ZM225 205H224V206H225ZM234 205H235V204H234ZM254 205H255V204H253V206H254ZM5 206H6V205H5ZM5 206H4V208H5ZM7 206H8V205H7ZM10 206H11V205H10ZM15 206H16V205H15ZM17 206H18V205H17ZM56 206H57V205H56ZM79 206H80V205H79ZM91 206H92V205H91ZM192 206H193V205H192ZM205 206H206V205H205ZM224 206H223L222 208L226 209ZM230 206H231V205H230ZM230 206H229V207H230ZM235 206H237V205H235ZM245 206H246V205H245ZM259 206H260V204H259ZM261 206H262V205H261ZM21 207H22V206H21ZM21 207H20V208H21ZM27 207H28V206H27ZM41 207H42V205H41ZM53 207H54V206H53ZM53 207H52V208H53ZM74 207H75V206H74ZM76 207H78V206H76ZM76 207H75V208H76ZM188 207H189V206H188ZM247 207H248V206H247ZM250 207H251V206H250ZM262 207H263V206H262ZM0 208H1V207H0ZM4 208H3V209H4ZM6 208H7V207H6ZM6 208H5V209H6ZM8 208H9V207H8ZM8 208H7V209H8ZM11 208H12V207H11ZM29 208H30V207H29ZM48 208H51V206L48 207ZM81 208H82V207H81ZM81 208H80V210H81ZM84 208H86V207H84ZM191 208H192V207H191ZM191 208H190V210H191ZM199 208H200V207H199ZM201 208H202V207H201ZM203 208H206V207H203ZM207 208H208V207H207ZM227 208H228V207H227ZM231 208H232V207H231ZM231 208H230V209H231ZM257 208H258V207H257ZM16 209H17V208H16ZM21 209H22V208H21ZM30 209H31V208H30ZM33 209H34V208H33ZM39 209H40V208H39ZM39 209H38V210H39ZM53 209H54V208H53ZM192 209H193V208H192ZM194 209H195V208H194ZM211 209H212V208H211ZM215 209H216V208H215ZM219 209H220V208H219ZM241 209H243V207H242ZM9 210H10V209H9ZM18 210L20 211V209H18ZM27 210H28V209H27ZM56 210H58V209H56ZM78 210H79V209H78ZM78 210H76V211H78ZM80 210H79V211H80ZM85 210H86V209H85ZM188 210H189V209H188ZM190 210H189V211H190ZM195 210H196V209H195ZM206 210H207V209H206ZM208 210H209V208H208ZM212 210H213V209H212ZM246 210H247V209H246ZM263 210H264V209H263ZM1 211H2V209L0 210V212H1ZM13 211H14V210H13ZM24 211H25V209H24ZM47 211H48V210H47ZM53 211H54V210H53ZM79 211H78V212H79ZM81 211H82V210H81ZM90 211H91V210H90ZM93 211H94V210H93ZM197 211H198V210H197ZM216 211H217V209H216ZM219 211H220V210H219ZM244 211H245V210H244ZM250 211H252V210H250ZM255 211H256V210H255ZM4 212H5V210H4ZM4 212H3V213H4ZM33 212H34V211H33ZM37 212H38V211H37ZM39 212H40V211H39ZM41 212H42V211H41ZM73 212H75V209H74ZM96 212H97V211H96ZM206 212H207V211H206ZM210 212H211V211H210ZM212 212H213V211H212ZM222 212H224V211H222ZM225 212H226V211H225ZM225 212H224V213H225ZM230 212H231V211H230ZM238 212H239V211H238ZM238 212H237V213H238ZM246 212H248V211H246ZM246 212H245V213H246ZM258 212H259V211H258ZM43 213H44V212H43ZM48 213H49V212H48ZM50 213H51V212H50ZM86 213H87V212H86ZM188 213H189V212H188ZM191 213H192V211H191ZM199 213H200V211H199ZM203 213H204V212H203ZM208 213H209V212H208ZM224 213H222V214H224ZM227 213H228V212H227ZM227 213H226V214H227ZM237 213H235V211H234V213L231 212V214H234V215H235V214L237 215ZM243 213H244V212H243ZM250 213H251V212H250ZM6 214H7V213H6ZM26 214H27V213H26ZM51 214H52V213H51ZM57 214H59V213H57ZM89 214H91V213H89ZM136 214H137V216H136ZM210 214H211V213H210ZM246 214H247V213H246ZM252 214H253V213H252ZM259 214H260V212H259ZM7 215H9V214H7ZM48 215H49V214H48ZM73 215H74V214H73ZM80 215H82V214H80ZM96 215H97V214H95V216H96ZM98 215H99V214H98ZM196 215H197V214H196ZM204 215H205V214H204ZM217 215H220V214H217ZM228 215H230V214H228ZM234 215H233V216H234ZM19 216H21V215H19ZM25 216H26V215H25ZM27 216H28V215H27ZM27 216H26V217H27ZM32 216H33V215H32ZM37 216H38V215H37ZM77 216H79V215L76 214L75 217H77ZM86 216L88 217L89 215L86 214ZM192 216H193V215H192ZM199 216H200V215H199ZM222 216H223V215H222ZM230 216H231V215H230ZM230 216H229V217H230ZM239 216H241V218H242V215H239ZM239 216H235V217H238V220H239V218H240ZM245 216H246V215H245ZM245 216H243V217H245ZM247 216L249 217V214H247ZM247 216H246V217H247ZM16 217H18V216H16ZM47 217H48V216H47ZM51 217H53V216H51ZM93 217H94V216H93ZM97 217H98V216H97ZM97 217H95V220L97 219ZM100 217H101V216H100ZM100 217H99V219L101 220L102 218H100ZM138 217H139V216H138ZM213 217H214V216H213ZM213 217H212V218H213ZM218 217H219V216H217V218H218ZM223 217H224V216H223ZM235 217H234V218H235ZM256 217H257V216H256ZM259 217H260V216H259ZM29 218H30V217H29ZM45 218H46V217H45ZM48 218H49V217H48ZM54 218H55V217H54ZM54 218H52V219H54ZM58 218H59V217H58ZM77 218H78V217H77ZM84 218H85V217H84ZM192 218H193V217H192ZM200 218H201V217H200ZM202 218H203V217H202ZM215 218H216V217H215ZM215 218H213V219H215ZM234 218H232V219H234ZM254 218H255V217H254ZM260 218H261V217H260ZM3 219H4V217H3ZM20 219H21V218H20ZM49 219H50V218H49ZM52 219H51V220H52ZM80 219H81V218H80ZM92 219H93V218H92ZM110 219H112V218L110 217ZM110 219H109V220H110ZM115 219H116V218H115ZM203 219H204V218H203ZM205 219H207V217H206ZM213 219H211V222H214V221H215V220L212 221ZM232 219H231V220H232ZM235 219H236V218H235ZM242 219H244V218H242ZM263 219H264V218H263ZM9 220H10V219H9ZM23 220H24V219H23ZM45 220H46V219H45ZM54 220H55V219H54ZM72 220H73V219H72ZM83 220H84V219H83ZM102 220H103V219H102ZM102 220H101V221H102ZM105 220H108V219H105ZM105 220H104V221H105ZM109 220H108V222H109ZM218 220H219V218H218ZM223 220H224V219H223ZM236 220H237V219H236ZM244 220L246 221V219H244ZM247 220H248V219H247ZM251 220H252V219H251ZM2 221H3V220H2ZM5 221H6V219H5ZM13 221H14V220H13ZM19 221H20V220H19ZM19 221H18V222H19ZM24 221H25V220H24ZM27 221H28V220H27ZM42 221H43V220H42ZM56 221H58V219H57ZM56 221H55V223L57 224ZM75 221H77V220H75ZM75 221H74V222H75ZM91 221H92V220H91ZM104 221H103V222H104ZM174 221H175V220H174ZM190 221H191V220H190ZM190 221H189V222H190ZM202 221H203V220H202ZM206 221H207V220H206ZM234 221H235V220H234ZM254 221H255V220H254ZM9 222H10V221H9ZM16 222H17V221H15V223H16ZM18 222H17V225H18ZM21 222H22V221H21ZM21 222H19V225H20ZM28 222H30V221H28ZM32 222H33V221H32ZM58 222H59V221H58ZM113 222H114V219L112 220L111 223L109 222V224H112ZM150 222H151V221H150ZM185 222H186V221H185ZM185 222H184V223H185ZM193 222H194V221H193ZM207 222H208V221H207ZM216 222H218V221L216 220ZM241 222H242V221H241ZM252 222H253V221H252ZM257 222H258V221H257ZM262 222H263V221H262ZM15 223H14V225H15ZM24 223H26V222H24ZM24 223H23V224H24ZM50 223H51V222H50ZM85 223H86V222H85ZM89 223H90V222H89ZM92 223L95 224L94 221H93ZM100 223H101V222H100ZM100 223H99V224H100ZM121 223H122V222H121ZM139 223H140V222H139ZM169 223H170V222H169ZM171 223H173V222H171ZM184 223H182V224H184ZM186 223H187V222H186ZM190 223H191V222H190ZM198 223H199V222H198ZM198 223H197V225H198ZM200 223H201V222H200ZM209 223H210V222H209ZM214 223H215V222H214ZM218 223H220V222H218ZM243 223L245 224V222H243ZM263 223H264V222H263ZM27 224H29V223H27ZM32 224H33V223H32ZM44 224H45V222H44ZM75 224H77V222H75ZM109 224H108V225H109ZM122 224H123V223H122ZM125 224H126V223H125ZM179 224H180V223H179ZM0 225H2V224H0ZM21 225H22V224H21ZM54 225H55V224H54ZM79 225H80V223H79ZM104 225H105V224H104ZM108 225H107V226H108ZM114 225L117 226L116 224H114ZM170 225H173V224H170ZM174 225H176V224L174 223ZM177 225H178V223H177ZM177 225H176V227H177ZM188 225H190V224H188ZM202 225H203V224H202ZM238 225H239V224H238ZM246 225H248V224H246ZM258 225H259V224H258ZM258 225H257V226H258ZM261 225H262V224H261ZM261 225H260V226H261ZM3 226H4V225H3ZM7 226H8V225H7ZM12 226H13V224H12ZM51 226H53V225H51ZM80 226H81V225H80ZM96 226H97V225H96ZM99 226H100V225H99ZM99 226H98V227H99ZM111 226H113V225H111ZM183 226H184V225H183ZM185 226H186V225H185ZM222 226H223V225H222ZM227 226H228V225H227ZM227 226H226V227H227ZM235 226H236V225H235ZM242 226H243V224H242ZM0 227H1V226H0ZM19 227H20V226H19ZM22 227H24V226H22ZM22 227H21V228H22ZM31 227H32V226H31ZM33 227H34V226H33ZM38 227H40V226H38ZM43 227H44V226H43ZM75 227H77V226H75ZM81 227H82V226H81ZM90 227H91V226H89V229H90ZM102 227H103V226H102ZM120 227H121V226H120ZM140 227H141V228H140ZM179 227H180V226H178V228H179ZM197 227H198V226H197ZM219 227H220V226H219ZM219 227H217V228H219ZM245 227H246V226H245ZM245 227H244V228H245ZM262 227H264V226H262ZM5 228H7V227H5ZM5 228H4L3 230H5ZM10 228H11V227H10ZM14 228L16 229L17 227L15 226ZM25 228H26V226H25ZM25 228H24V229H25ZM46 228H49V227H46ZM57 228H58V227H57ZM57 228H56V229H57ZM82 228H83V227H82ZM84 228H85V226H84ZM86 228H87V227H86ZM91 228H94V227H91ZM96 228H97V227H96ZM99 228H100V227H99ZM104 228H106V227L104 226ZM109 228H111V227L109 226ZM123 228H124V227H123ZM167 228H168V227H167ZM171 228H172V227H171ZM178 228H177V229H178ZM180 228L182 229V227H180ZM180 228H179V229H180ZM185 228H186V227H185ZM187 228H188V226H187ZM194 228H195V227H194ZM213 228H214V227H213ZM217 228H216V231H217V232L223 230V231L225 232V233H224V232H223V233L226 234L227 230L225 231V229H223V227H222V228L220 227L221 229H218L219 231L217 230ZM228 228H229V227H228ZM0 229H1V228H0ZM35 229H36V227H35ZM39 229H40V228H39ZM50 229H51V228H50ZM76 229H77V228H76ZM89 229H88V230H89ZM101 229H102V228H101ZM116 229H117V228H116ZM116 229H115V230H116ZM168 229H169V228H168ZM172 229H175V228L173 227ZM189 229H191V228L189 227V228H188V231H189ZM195 229L197 230V228H195ZM232 229H233V228H232ZM232 229L230 228V229H228V230H232ZM245 229H246V228H245ZM253 229H254V228H253ZM10 230H11V229H10ZM10 230H9V231H10ZM13 230H14V229H13ZM28 230H30V227H29ZM41 230H42V229H41ZM48 230H49V229H48ZM80 230H83V229H79V228H78V231H80ZM90 230H91V229H90ZM90 230H89V231H90ZM92 230L94 231L95 228L92 229ZM98 230H99V229H98ZM119 230H120V229H119ZM121 230H122V229H121ZM185 230H186V229H185ZM185 230H184V228H183V231H184V232H183V231H182V232H183V233H186L187 230H186V231H185ZM191 230H192V229H191ZM255 230H256V229H255ZM5 231H7V229H6ZM14 231H15V230H14ZM18 231H19V229H18ZM18 231H17V232H18ZM45 231H46V230H45ZM51 231H52V230H51ZM58 231H59V229H58ZM83 231H84V230H83ZM86 231H87V230H86ZM104 231H105V230H104ZM112 231H113V230H112ZM125 231H126V230H125ZM168 231L170 232L171 229L168 230ZM175 231H176V229H175ZM175 231H172V232H175ZM177 231L179 232V230H177ZM180 231H181V230H180ZM197 231H198V230H197ZM202 231H204V233L206 234L205 231H207V230L205 229V230H202ZM202 231H201V232H202ZM208 231H209V230H208ZM216 231H215V234H216ZM234 231H236V229H235ZM237 231H238V230H237ZM239 231H240V229H239ZM251 231H252V230H251ZM256 231H257L258 234H261L260 232H258V230H256ZM1 232H2V231H1ZM15 232H16V231H15ZM22 232H24V231H22ZM22 232H21V233H22ZM49 232H50V231H49ZM56 232H57V231H56ZM91 232H92V231H91ZM110 232H111V231H110ZM120 232H121V231H120ZM194 232L196 233V231H194ZM199 232H200V230H199ZM199 232H198V233H199ZM244 232H246V231H244ZM3 233H4V232H3ZM5 233L7 234V232H5ZM25 233H26V232H25ZM27 233H28V232H27ZM29 233H30V232H29ZM38 233H39V232H38ZM82 233H83V232H82ZM86 233H87V232H86ZM108 233H109V231H108ZM180 233H181V232H180ZM212 233H214V232H212ZM236 233H237V232H236ZM236 233H234V235H235ZM241 233H242V232H241ZM250 233H251V232H250ZM11 234H12V233H11ZM42 234H43V233H42ZM49 234H50V233H49ZM51 234H52V233H51ZM51 234H50V235H51ZM69 234H70V233H69ZM95 234H96V233H95ZM105 234H106V232H105ZM105 234H104V235H105ZM115 234H116V233H115ZM115 234H114V235H115ZM169 234H170V233H169ZM176 234H177V233H176ZM178 234H179V233H178ZM178 234H177V235H178ZM201 234L203 235V233H201ZM205 234H204V236H205ZM207 234H209V233H207ZM210 234H211V233H210ZM237 234L239 235V233H237ZM251 234L254 235V231H253V233H251ZM262 234H264V233H262ZM1 235H3V234H1ZM22 235H23V233H22ZM27 235H28V234H27ZM37 235H38V234H37ZM47 235H48V234H47ZM50 235H49V236H50ZM54 235H55V234H54ZM80 235H81V234H79V236H80ZM83 235H84V234H83ZM86 235H87V234H86ZM88 235H89V234H88ZM97 235H98V234H97ZM100 235H101V234H100ZM106 235H107V234H106ZM172 235H173V234H171L169 237L171 238ZM188 235H190V234H188ZM231 235H232V234H231ZM231 235H230V237L233 239V236H231ZM249 235H250V234H249ZM253 235H251V236H253ZM255 235H256V232H255ZM3 236H4V235H3ZM49 236H48V237H49ZM51 236H52V235H51ZM69 236H70V235H69ZM84 236H85V235H84ZM92 236H93V235H92ZM94 236H95V235H94ZM98 236H99V235H98ZM110 236H111V235H110ZM110 236H109V237H110ZM149 236H150V235H149ZM182 236H184V235H182ZM204 236H203V239H204ZM209 236H210V237H211V236L213 237V235H209ZM214 236H215V235H214ZM239 236H240V235H239ZM9 237H10V235H9ZM18 237H19V235H18ZM23 237H24V236H23ZM71 237H72V236H71ZM71 237H70V238H71ZM95 237H96V236H95ZM101 237H102V236H101ZM106 237H107V236H106ZM179 237H180V236H179ZM206 237H207V235H206ZM206 237H205V238H206ZM230 237H229V239H231ZM240 237H242V235H241ZM247 237H248V236H247ZM247 237H246V238H247ZM256 237H257V236H256ZM258 237H261V238H262V237H264V235H262V236H261V235H260V236L258 235ZM10 238H11V237H10ZM20 238H21V237H20ZM46 238H47V237H46ZM70 238H69V239H70ZM81 238H82V237H81ZM83 238H85V237H83ZM83 238H82V239H83ZM97 238H98V237H97ZM102 238H105V237L103 236ZM116 238H118V237H116ZM191 238H193V237L191 236ZM194 238H195V237H194ZM200 238H202V236H201ZM234 238H235V236H234ZM237 238H238V236H237ZM249 238H250V237H249ZM5 239H6V237H5ZM11 239H12V238H11ZM28 239H29V238H28ZM37 239H38V238H37ZM51 239H53V238L51 237ZM79 239H80V238H79ZM88 239H90V238H88ZM91 239H92V238H91ZM94 239H96V238H94ZM105 239H106V238H105ZM216 239H217V238H216ZM225 239H227L226 241L229 240V239H228V235H227L226 237L224 236L223 238H220L219 243H221V240H225ZM240 239H241V238H240ZM257 239H258V238H257ZM2 240H3V239H2ZM9 240H10V239H9ZM41 240H42V239H41ZM41 240H39V241H41ZM43 240H44V239H43ZM43 240H42V241H43ZM177 240H178V238H177ZM190 240H191V239H190ZM195 240H196V239H195ZM198 240H199V239H197V241H198ZM200 240H201V239H200ZM200 240H199V241H200ZM205 240H206V239H204V241H205ZM209 240H210V239H209ZM241 240H242V239H241ZM241 240H237V241L239 242V241H241ZM244 240H245V239H244ZM249 240H250V239H248V242H249ZM253 240H254V239H252V241H253ZM255 240H256V239H255ZM255 240H254V241H255ZM259 240H260V241H255V242H251V243H250V242H249V243L247 242V244H246V245H243V246H239V245H242V244H237L239 248H238V247H235L236 245H235L234 243H232V244L234 245V247H235L237 250H235V251L232 252V253L229 252L230 254L227 253V255H226L227 257H225V258H223V259H221V260H220L219 258H222L223 256H222V257L219 256L218 259H219L220 261H219V262L217 261L218 263H217V262H216V263H217V264H241L242 262H246V261H247V262H248V261L251 262V260H253V259H255V258H257V260H258V257H264V238H263V240H261V239H259ZM13 241H14V240H13ZM24 241H25V240H24ZM55 241H56V239H55ZM57 241H58V240H57ZM57 241H56V242H57ZM68 241H69V240H68ZM73 241H74V240H73ZM82 241H83V240H81L80 242H82ZM85 241H88V240H85ZM85 241H84V247H85L86 245H88L87 243L85 244ZM92 241H93V240H92ZM94 241H95V240H94ZM94 241H93V242H94ZM100 241H101V240H99V242H100ZM108 241H109V240H108ZM108 241H107V242H108ZM150 241H151V240H150ZM202 241H203V240H202ZM215 241H217V240L212 241V244H213V242H214V243H217V242H215ZM234 241H235V239H234ZM245 241H247V240H245ZM8 242H9V241H8ZM51 242H52V241H51ZM96 242H97V241H95V243H96ZM102 242H103V241H102ZM102 242H100V244H102ZM122 242H125V241H122ZM193 242H195V241H193ZM224 242H225V241H224ZM16 243H18V242H16ZM25 243H26V242H25ZM27 243H29V242H27ZM46 243H47V242H46ZM65 243H66V242H65ZM69 243H70V242H69ZM95 243H94V244H95ZM126 243H127V241H126ZM153 243H154V242H153ZM171 243H172V242H171ZM174 243H175V242H174ZM188 243H189V242H188ZM190 243H191V242H190ZM201 243H202V242L200 241V244H201ZM206 243H207V241H206ZM222 243H223V242H222ZM235 243H236V242H235ZM242 243H243V242H242ZM29 244H31V243H29ZM39 244H40V243H39ZM43 244H44V243H43ZM82 244H83V242H82ZM89 244H90V243H89ZM96 244H97V246H98L99 243H96ZM100 244H99V245H100ZM106 244H107V243H106ZM114 244H115V243H114ZM116 244H117V243H116ZM149 244H150V243H149ZM194 244H196V242H195ZM208 244H209V243H208ZM210 244H211V243H210ZM226 244H227V243H226ZM244 244H245V243H244ZM25 245H26V244H25ZM34 245H35V244H34ZM111 245H112V244H111ZM118 245H119V244H118ZM121 245H123V244H121ZM125 245H126V244H124L123 247H125ZM127 245H128V244H127ZM189 245H190V244H189ZM191 245H192V244H191ZM198 245H199V244H198ZM205 245H206V244H205ZM222 245H223V244H222ZM229 245H230V244H228V246H229ZM233 245H232V246H233ZM1 246H2V244H1ZM16 246H17V245H16ZM31 246H32V244H31ZM40 246H41V244H40ZM44 246H45V245H44ZM65 246H66V245H65ZM65 246H64V247H65ZM68 246H69V245H68ZM77 246L80 247L79 244H78ZM91 246H92V245H91ZM97 246H94V247H97ZM100 246H101V245H100ZM100 246H99V247H100ZM115 246H117V245H115ZM203 246H204V245H203ZM208 246H209V245H208ZM17 247H18V246H17ZM17 247H15V248H17ZM41 247H43V246H41ZM50 247H51V245H50ZM52 247H56V246H52ZM73 247H74V246H73ZM75 247H76V245H75ZM86 247H87V246H86ZM86 247H85V248H86ZM109 247H110V245H109ZM119 247L121 248L120 245L118 246V248H119ZM149 247H150V245H149ZM149 247H148V248H149ZM194 247H195V245H193L192 248H194ZM196 247H197V246H196ZM204 247H205V246H204ZM210 247H214V246L210 245ZM219 247H222V246L220 245ZM223 247H225V246H223ZM13 248H14V245H13ZM13 248H12V249H13ZM22 248H23V247H22ZM28 248H29V247H28ZM36 248H37V247H36ZM57 248H58V247H57ZM81 248L83 249V246H82ZM91 248H92V247H91ZM107 248H108V247H107ZM107 248H106V249H107ZM111 248L113 249V247H111ZM120 248H119V249H120ZM127 248H128V247H127ZM215 248H216V247H215ZM232 248H233V247H232ZM37 249H38V248H37ZM59 249H60V248H59ZM61 249H63V246H62ZM69 249H70V248H69ZM76 249H78V248H76ZM86 249H87V248H86ZM93 249H94V248H93ZM96 249L99 250L100 248H99V249H98V248H95V251H97ZM102 249L104 250V247H103ZM109 249H110V248H109ZM112 249H110V250H112ZM114 249H115V247H114ZM121 249H122V248H121ZM150 249H151V247H150ZM202 249H205V248H202ZM207 249H208V248H207ZM211 249H212V248H211ZM211 249H210V250H211ZM226 249H227V248H226ZM228 249H229V247H228ZM24 250L27 251L26 247H25ZM43 250H44V249H42L41 252H43ZM78 250H79V249H78ZM83 250H84V249H83ZM83 250H81V251H83ZM100 250H101V249H100ZM100 250H99V251H100ZM103 250H102V251H103ZM107 250H108V249H107ZM107 250H106V251H107ZM216 250H217V249H216ZM9 251H10V250H9ZM16 251H17V250H16ZM22 251H23V250H21V253H22ZM45 251H46V250H45ZM53 251H54V250H53ZM66 251H67V250H66ZM71 251H73V248H72ZM85 251H86V250H85ZM85 251H84V254H85ZM91 251H92V249H91ZM93 251H94V250H93ZM104 251H105V250H104ZM106 251H105V252H106ZM113 251H114V252H112V253H115V250H113ZM119 251H120V250H119ZM119 251H118V252H119ZM139 251H140V250H139ZM152 251H153V249H151V252H152ZM207 251H209V250H207ZM219 251L221 252V250H219ZM230 251H231V249H230ZM4 252H5V251H4ZM28 252H29V251H28ZM35 252H37V250H36ZM46 252H47V251H46ZM58 252H59V250H58ZM60 252H61V251H60ZM73 252H74V251H73ZM97 252H98V251H97ZM100 252H101V251H100ZM107 252H108V251H107ZM116 252H117V251H116ZM118 252H117V253H118ZM123 252H124V250H123ZM202 252H204V251L202 250ZM213 252H214V251H213ZM227 252H228V251H227ZM18 253H19V251H18ZM21 253H20V255H21ZM23 253H24V251H23ZM30 253H31V252H30ZM32 253H33V252H32ZM48 253H49V252H48ZM50 253H52V252H50ZM54 253H55V252H54ZM62 253H63V251H62ZM64 253H65V252H64ZM70 253H72V252H70ZM75 253L78 254L79 252H77V250H76ZM75 253H74V255H75ZM80 253H82V252H80ZM87 253H88V252H87ZM91 253H92V252H91ZM93 253H94V252H93ZM93 253H92V254H93ZM108 253H109V252H108ZM120 253H121V252H120ZM199 253H200V252H199ZM199 253H198V254H199ZM208 253H210V252H208ZM217 253H218V252H217ZM217 253L215 252V257L218 256ZM221 253H222V252H221ZM223 253H224V251H223ZM0 254H1V252H0ZM5 254H6V253H5ZM33 254H34V257H35L36 254H35V253H33ZM33 254H31V255H33ZM44 254H45V253H44ZM67 254H68V252H67ZM82 254H83V253H82ZM92 254H91V256H92ZM99 254H100V253H99ZM118 254H119V253H118ZM192 254H194V252H193ZM201 254H202V253H201ZM216 254H217V255H216ZM224 254H225V253H224ZM228 254H229V256H228ZM17 255H18V254H17ZM22 255L24 256V254H22ZM26 255H27V254H26ZM48 255H50V254H48ZM68 255H69V254H68ZM72 255H73V254H72ZM74 255H73V256H74ZM78 255H79V254H78ZM85 255H86V254H85ZM88 255H89V254H88ZM101 255H102V254H101ZM111 255H112V254H111ZM151 255L154 256L153 253H151ZM196 255H197V254L195 253V256H196ZM210 255H211V253L208 254V258H210V257H209ZM212 255H213V256H212L211 258L214 257V253H213ZM0 256H3V254L0 255ZM23 256H22V257H23ZM28 256H29V255H28ZM51 256H53V255L51 254ZM60 256H61V255H60ZM64 256H65V255H64ZM64 256H63V257H64ZM79 256H81V255H79ZM82 256H83V255H82ZM93 256H94V255H93ZM113 256H115V255H113ZM121 256H122V255H121ZM204 256H205V255H204ZM5 257H6V256H5ZM9 257H10V256H9ZM20 257H21V256H20ZM34 257H33V258H34ZM37 257H38V256H37ZM84 257H85V256H84ZM103 257H106V256L103 255ZM111 257H112V256H111ZM117 257H118V256H117ZM122 257H123V256H122ZM122 257H120V258H122ZM7 258H8V255H7ZM7 258H6V259H7ZM30 258H31V257H30ZM60 258H61V257H60ZM91 258H93V257H91ZM94 258H95V256H94ZM100 258H101V256H100ZM112 258H113V257H112ZM198 258H199V257H198ZM201 258H203V257H201ZM208 258H207V259H208ZM211 258H210V259H211ZM3 259H4V257L1 258V260H3ZM6 259H5V260H6ZM10 259L12 260V258H10ZM14 259H15V258H13V260H14ZM22 259H23V258H21L20 260H22ZM36 259H37V258H36ZM42 259H43V258H42ZM51 259H52V257H51ZM95 259H96V258H95ZM115 259H118V258H115ZM203 259L206 260V258H203ZM214 259H215V258H214ZM216 259H217V258H216ZM1 260H0V261H1ZM7 260H8V259H7ZM58 260H59V259H58ZM92 260H93V259H92ZM101 260H103V259H101ZM118 260H119V259H118ZM135 260H136V259H135ZM208 260H209V259H208ZM22 261H24V260H22ZM25 261H27V260H25ZM28 261H30V260H28ZM31 261H32V260H31ZM38 261H39V260H38ZM43 261H45V260H43ZM53 261H54V260H53ZM215 261H216V260H215ZM254 261H255V260H254ZM8 262L10 263V261H8ZM13 262H14V261H13ZM36 262H37V261H36ZM40 262H41V261H40ZM40 262H39V263H40ZM78 262H79V261H78ZM95 262H96V261H95ZM121 262H122V261H121ZM153 262H154V261H153ZM205 262H206V261H205ZM207 262L210 263L209 261H207ZM213 262H214V261H213ZM255 262H256V261H255ZM258 262H259V260H258ZM258 262H257V263H258ZM5 263H6V262H5ZM5 263H4V264H5ZM18 263H19V262H18ZM18 263H16V264H18ZM93 263H94V262H93ZM154 263H155V264H166V263L159 262V261H157V260H156V262H154ZM252 263H253V262H252ZM261 263H262V262H261ZM261 263H260V264H261ZM2 264H3V263H2ZM21 264H22V263H21ZM25 264H27V263H25ZM30 264H31V263H30ZM46 264H47V263H46ZM49 264H50V262H49ZM78 264H79V263H78ZM83 264H84V263H83ZM85 264H86V263H85ZM91 264H92V263H91ZM174 264H175V262H174ZM253 264H254V263H253ZM258 264H259V263H258Z\"/></svg>",
  "mask_w": 264,
  "mask_h": 264
}]
</instances>
